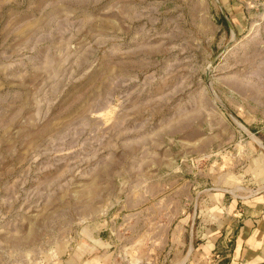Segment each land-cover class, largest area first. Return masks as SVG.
Returning <instances> with one entry per match:
<instances>
[{
  "label": "rangeland",
  "instance_id": "obj_1",
  "mask_svg": "<svg viewBox=\"0 0 264 264\" xmlns=\"http://www.w3.org/2000/svg\"><path fill=\"white\" fill-rule=\"evenodd\" d=\"M255 137L264 0H0V264L123 255L141 234L161 242L149 264H190L197 233L231 248V204L264 193L232 195L264 182Z\"/></svg>",
  "mask_w": 264,
  "mask_h": 264
},
{
  "label": "crops",
  "instance_id": "obj_2",
  "mask_svg": "<svg viewBox=\"0 0 264 264\" xmlns=\"http://www.w3.org/2000/svg\"><path fill=\"white\" fill-rule=\"evenodd\" d=\"M262 144L261 142L260 145L264 148ZM263 188L264 182L257 190L245 187L241 195L228 192L235 197L245 198ZM178 206H180V202H178ZM233 208L234 212L231 211ZM184 210L185 208H182V210L175 213L173 209L169 216H165V218L167 217L165 220L169 224L165 228V235L168 241L179 242L183 240L184 224H188ZM230 211L232 213L230 216H226V219H230L232 222L235 220L238 223L233 225L231 248H225L227 231L224 235L215 233L198 236L197 234L199 233H197L196 237L201 240L198 243V238H196V245L194 248L192 247L194 254H191L192 262L190 264H264V193L256 195L247 201L231 204ZM227 214L229 215V213ZM166 221L160 220V222ZM129 240L132 242L130 245L125 246L126 252H123V255L116 253L117 251L115 250H104L85 256L80 263L76 261L77 259H73L72 262L73 264H123L127 260L128 262H135L134 264H149V260L153 256H151L152 249L156 250V246L158 247L161 244L157 237L149 241V237L146 238L143 234L131 235ZM129 246L130 248L128 249L127 247ZM188 252H190L189 248L172 264L188 263L189 258L185 262ZM212 255L214 256L212 261L208 262V259L205 260L207 256Z\"/></svg>",
  "mask_w": 264,
  "mask_h": 264
},
{
  "label": "water",
  "instance_id": "obj_3",
  "mask_svg": "<svg viewBox=\"0 0 264 264\" xmlns=\"http://www.w3.org/2000/svg\"><path fill=\"white\" fill-rule=\"evenodd\" d=\"M229 22V21H228ZM205 82H206V84H210V78H209V72L208 71H206V73H205Z\"/></svg>",
  "mask_w": 264,
  "mask_h": 264
},
{
  "label": "bare ground",
  "instance_id": "obj_4",
  "mask_svg": "<svg viewBox=\"0 0 264 264\" xmlns=\"http://www.w3.org/2000/svg\"><path fill=\"white\" fill-rule=\"evenodd\" d=\"M239 126H242L240 123H239ZM243 127V126H242ZM245 128V127H244ZM254 138V137H253ZM255 140L258 142V144H260V141L255 137Z\"/></svg>",
  "mask_w": 264,
  "mask_h": 264
}]
</instances>
